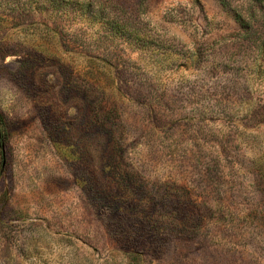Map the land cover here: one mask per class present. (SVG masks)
<instances>
[{
  "label": "rangeland",
  "instance_id": "rangeland-1",
  "mask_svg": "<svg viewBox=\"0 0 264 264\" xmlns=\"http://www.w3.org/2000/svg\"><path fill=\"white\" fill-rule=\"evenodd\" d=\"M0 112V264H264V0H0Z\"/></svg>",
  "mask_w": 264,
  "mask_h": 264
},
{
  "label": "trees",
  "instance_id": "trees-1",
  "mask_svg": "<svg viewBox=\"0 0 264 264\" xmlns=\"http://www.w3.org/2000/svg\"><path fill=\"white\" fill-rule=\"evenodd\" d=\"M99 121H103L102 119H99ZM8 144V130H7V123L4 120V117L2 116L0 112V151L2 155V150L4 152V149L7 147ZM4 159V156L2 155V160Z\"/></svg>",
  "mask_w": 264,
  "mask_h": 264
},
{
  "label": "water",
  "instance_id": "water-1",
  "mask_svg": "<svg viewBox=\"0 0 264 264\" xmlns=\"http://www.w3.org/2000/svg\"><path fill=\"white\" fill-rule=\"evenodd\" d=\"M2 155L4 156V152H3V150H2ZM4 159L2 160V162H1V165L3 166L4 165Z\"/></svg>",
  "mask_w": 264,
  "mask_h": 264
}]
</instances>
